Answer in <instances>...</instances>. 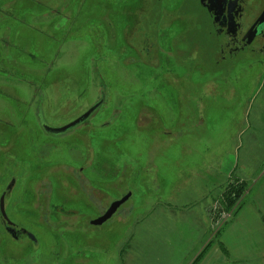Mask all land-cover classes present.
Returning <instances> with one entry per match:
<instances>
[{
    "label": "rangeland",
    "instance_id": "rangeland-1",
    "mask_svg": "<svg viewBox=\"0 0 264 264\" xmlns=\"http://www.w3.org/2000/svg\"><path fill=\"white\" fill-rule=\"evenodd\" d=\"M32 1L40 8L0 0V197L13 179L6 215L36 241L0 234L3 264H192L225 247L222 233L239 219L263 253L251 221L264 228V63L213 61L202 11L187 12L184 0ZM17 5L34 12L23 24L6 19L20 17ZM52 12L65 14L58 24L69 17L80 28L60 47L42 34ZM109 27L117 40L129 38L128 49L106 39ZM22 48L45 65L24 61ZM147 65L160 71L137 69ZM154 75L159 91L147 95ZM100 100L82 126L44 132ZM234 185L244 190L229 210L224 194ZM129 193L103 225L80 222ZM75 249L81 260L61 257Z\"/></svg>",
    "mask_w": 264,
    "mask_h": 264
},
{
    "label": "flooded vegetation",
    "instance_id": "flooded-vegetation-1",
    "mask_svg": "<svg viewBox=\"0 0 264 264\" xmlns=\"http://www.w3.org/2000/svg\"><path fill=\"white\" fill-rule=\"evenodd\" d=\"M184 1L185 4L183 8L190 9L187 12H192V10L196 12L197 8L201 9L203 12L202 13L199 10L198 15L201 17V20L205 22L203 33L204 36H206L205 38L209 41V47L207 50L209 57L213 61H215L214 59L219 55V59L225 63H239L242 61H251L256 64L264 63V0ZM174 12H176V10ZM147 46L150 48L149 44H147ZM151 53V48L150 50L145 51L146 60H148ZM149 92L151 93L153 91L150 89ZM80 172H83L82 168H80ZM14 182L13 179L10 181L5 188V191L2 193V196L3 194L7 196L13 190ZM93 220L86 222V219H84L80 222L82 224L85 223L93 226L90 224ZM1 222L3 223L1 234L3 236L7 232L11 234V229H7L5 221L1 219ZM24 236H26V234L22 233L21 230H16L13 239L18 241L20 240L19 238ZM81 251L83 250H67L64 257H66L68 262L79 259L81 260ZM5 254V249L0 246V264H3L4 261H6Z\"/></svg>",
    "mask_w": 264,
    "mask_h": 264
},
{
    "label": "trees",
    "instance_id": "trees-1",
    "mask_svg": "<svg viewBox=\"0 0 264 264\" xmlns=\"http://www.w3.org/2000/svg\"><path fill=\"white\" fill-rule=\"evenodd\" d=\"M23 1V4L26 6V4H31L33 7H39L40 8V3H38V2H33L32 0H22ZM159 0H157V2H158ZM23 7V6H22ZM22 7H20V5L18 6L17 5V7H16V9L19 11L18 13L19 14H21L20 15V17H18V18H15V19H9V18H6V19H8L9 21H11V20H13V21H21V24H23L24 23V20L22 19V16H30V15H34L33 13V10L31 9V10H29V11H26L24 8H22ZM101 7H107L105 10H107V9H109L110 11H112V10H114L113 8H112V5L110 4V5H105V4H101L100 5V8ZM159 9V8H158ZM184 9V8H183ZM170 11H172V12H174V9L173 10H170ZM26 12H28V14L26 13ZM53 14H54V16H52V19H51V22H50V24H49V26H48V28L46 29V31H44L42 34H43V36L45 37V39H48L50 42H52L51 44H53L51 47H60V46H62V45H65L66 43H69L70 41H73L75 38L73 37V35L74 34H70V32L71 31H75V29L77 30V32H80V28L79 27H76V20H74V19H69V17H68V19L67 20H65V22H62L63 24H64V26L62 25V24H58V21L60 20V19H62V18H64V15L65 14H60L59 12L58 13H54V12H52ZM156 13V12H155ZM77 16L78 17H80V16H83V14H81L80 12L79 13H77ZM25 17V18H26ZM96 17H97V15H96ZM157 21L158 20V17H155L154 15H152L151 14V21ZM111 22H112V20H111ZM152 24H154V23H152ZM112 25V23H109V26H111ZM53 29V34H54V36H50L49 35V30L50 29ZM102 28V27H101ZM100 28V29H101ZM93 30H95V29H93ZM95 31H97V30H95ZM106 32V39L107 40H110L111 42H113L114 43V41H116V43H117V45H116V48H118V49H120V48H122L124 45H125V48L124 49H128V41H129V38L128 37H124L123 38V40H117L116 39V35H115V33L110 29V27H109V30L108 31H105ZM198 35V34H197ZM204 40V38H202V40H200L198 37L197 38H195V41L193 42V44L196 46V47H198V48H203L204 46H205V41H203ZM120 42H121V44H120ZM1 44V43H0ZM115 44V43H114ZM190 45H192V43H190ZM201 46V47H200ZM195 49V48H194ZM117 52V54H115L116 55V57L118 58V57H120V60L121 59H123V61H125V63L124 64H126V65H128L129 64V67L131 68V70H132V68L134 69V68H136L137 66H134V65H131V62H130V57H129V55H124L125 53H123V54H119V52L118 51H116ZM128 52V51H127ZM20 54H21V57H23L22 59L24 60V61H26V62H29L30 64H33L34 62H37V59L39 60V61H41L40 62V64L41 65H45V59L44 58H42V57H39L38 55H37V53L33 50H30V51H27L26 49H24V48H22L21 49V51H20ZM151 55V57L153 56H155V55H153V53L152 54H150ZM150 55H149V58H150ZM157 55V54H156ZM159 55V54H158ZM55 56H59L58 55V53L56 52V54H55ZM148 58V59H149ZM122 61V62H123ZM132 61V60H131ZM149 62H151V60L149 59ZM23 64H25L24 62H22L21 61V65H23ZM35 64V63H34ZM141 65V64H140ZM137 69H143L144 71L145 70H149V72L152 74V72L154 71L155 73L157 72V71H160V70H158V68H157V65H155V68H154V66H150V65H147L146 66V69H145V67H141V66H139ZM20 70V69H19ZM20 75H21V71H20ZM5 78V77H4ZM157 76L156 75H154V77L153 78H151V81L150 82H148L149 84H150V89H151V91H153V93L155 92V91H159V89H158V87H157V84H156V80H157ZM147 83V82H146ZM147 88V87H146ZM147 93V95L148 94H151L150 92H146ZM244 187H243V185H234V186H228L226 189H227V191H226V193L224 194L225 195V199L223 200L224 201V204H225V206L230 210L231 208H233V206L236 204V201L238 200V198L242 195V193H243V189ZM0 234H1V230H0ZM6 235V234H5ZM64 234H63V232H62V230L60 231V233H58L56 236H57V238L58 239H60V238H62V239H64V236H63ZM30 241H31V239L30 238H28ZM13 241H15V240H13ZM32 242V241H31ZM219 247H220V249H221V251L225 254V255H228V253H227V251H226V249H225V247H223V245L222 244H219L218 245ZM209 248V246H207L206 247V249L203 251V252H205L207 249ZM66 252V251H65ZM202 252V253H203ZM64 254L65 253H63L62 255H61V257H63L64 258V260H66L67 261V259H66V257H64ZM205 253H203L202 255H200V257L197 259V260H195L192 264H200V262H201V260L203 259V255H204ZM62 264H64V263H62Z\"/></svg>",
    "mask_w": 264,
    "mask_h": 264
},
{
    "label": "crops",
    "instance_id": "crops-1",
    "mask_svg": "<svg viewBox=\"0 0 264 264\" xmlns=\"http://www.w3.org/2000/svg\"><path fill=\"white\" fill-rule=\"evenodd\" d=\"M248 224L245 219H239L229 230L222 233V242L230 257L227 258L217 246H213L207 250L200 264H227L229 259L236 264H264V252L258 251L260 249L253 241L252 227ZM251 224L254 226L255 234L261 236L260 240H264V228L261 221L254 218Z\"/></svg>",
    "mask_w": 264,
    "mask_h": 264
},
{
    "label": "water",
    "instance_id": "water-1",
    "mask_svg": "<svg viewBox=\"0 0 264 264\" xmlns=\"http://www.w3.org/2000/svg\"><path fill=\"white\" fill-rule=\"evenodd\" d=\"M103 104V100H100L96 105H94L93 107H91L90 109H87V111L85 113H83L81 116H79L77 119H75L73 122H70L69 124L60 127L59 128H51V127H47V126H43V130L46 134L48 135H59L60 134H64L70 130H73L75 128H77L78 126H80L81 124H85V122L87 123L88 119L90 118V116L96 112L97 110L100 109V106ZM11 188V187H10ZM5 194H3V196H1L0 198V215L2 217V219L5 221L6 225H7V229H11V236L14 238L15 237V227L13 225V223L8 219L6 212H5V205H4V199H5ZM131 197V194H127L125 196H123L121 199L114 201L113 203H111L108 208L106 209V211L97 219L93 220L90 222L91 225L93 226H101L104 224V222H107L108 220L112 219V217L117 213V211L119 210V208L124 205L128 199ZM22 233L26 234V236L28 238H30L34 243L35 238L34 235H31L29 233H27L25 230H21Z\"/></svg>",
    "mask_w": 264,
    "mask_h": 264
}]
</instances>
